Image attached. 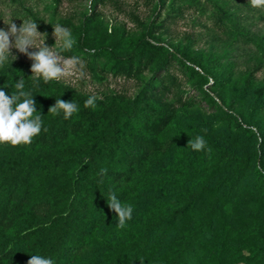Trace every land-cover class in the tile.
<instances>
[{"label":"trees","instance_id":"trees-1","mask_svg":"<svg viewBox=\"0 0 264 264\" xmlns=\"http://www.w3.org/2000/svg\"><path fill=\"white\" fill-rule=\"evenodd\" d=\"M90 16L78 25L75 43L62 51L64 55L77 51L93 60L105 58L110 62L108 70L128 79L137 78L148 66H154L157 74L143 83L134 98L115 94L96 99L95 107H85L89 96L67 84L34 79L28 62L6 60L0 65V90L11 96L19 91L16 82L23 79V91L35 100L34 115L42 116L41 132L30 144H0V264H27L37 254L51 258L53 264H264L260 224H226L227 211L239 204L244 191L250 192L252 201H264V135L256 118L264 107V83L253 88L252 112L245 120L233 113L237 98L218 104L202 87L204 81L200 84L201 92L223 111L226 125L221 130L230 134L235 129L260 148L236 154L215 146L218 154L209 168L229 165V178L216 185L201 180L186 184L200 169L181 167L172 154L186 156L189 139L199 135L175 130L177 111L167 98L179 83L170 68L176 62L190 78L206 82L212 69L223 68L219 57L210 55L197 64L177 51L163 54L159 45L163 39L153 35L151 26L118 49L121 35L89 36ZM258 47L264 54L263 39ZM253 72L243 77L242 94L251 87ZM224 76L229 78L228 73ZM219 83L214 78L210 84ZM58 98L75 102L78 111L68 119L62 110L49 112ZM137 188L169 200L166 188L174 192L178 204L144 223L131 218L119 227L107 205L109 194L131 205V193ZM202 202H206L202 218L191 225L188 219ZM182 222L187 226L168 239L172 228ZM113 237L119 242L114 243Z\"/></svg>","mask_w":264,"mask_h":264},{"label":"rangeland","instance_id":"rangeland-1","mask_svg":"<svg viewBox=\"0 0 264 264\" xmlns=\"http://www.w3.org/2000/svg\"><path fill=\"white\" fill-rule=\"evenodd\" d=\"M101 1L100 4L94 5L92 0H0V29L7 31L6 24L9 21L16 24L17 28L25 19L36 22L37 31L46 35L45 39L43 36L37 37L34 40L35 45H39L44 39V45L52 47L62 57H78L80 61L66 76L54 82L67 84L77 92L89 97L96 96L97 99L115 94L134 98L145 81L155 78L157 70L154 66H148L137 78L128 79L114 75L108 70L110 62L105 58L93 60L85 58L77 51L72 54L73 56H66L62 52L66 49H63L59 42H55L52 34L55 25L59 24L69 29L75 40L76 28L84 21L86 15L91 14L87 19L89 36L95 38L106 35V38L114 39L121 35L122 40L117 45L118 49L125 47L151 26L153 35L163 39L159 42L163 47L161 52L163 54L177 51L197 64L208 61L210 55L219 57L223 68L212 69L206 82L205 79L196 81L190 78L175 62L170 71L177 78L179 86L172 89L167 99L174 103L177 111L173 121L175 130L197 133L204 137L207 145L205 150L199 152L190 149L186 156L172 154L181 167L193 166L197 170L200 169L196 176L186 180V184L194 185L199 180L209 185L224 182L229 178L231 170L229 165L220 164L214 171L209 168L212 159L218 154L215 146L227 147L236 154L255 151L260 147L258 142L254 143V139L238 133L235 129L230 134L224 133L221 130V125H226L223 121V111L212 103L210 98L217 99L221 105L231 96L237 98L233 113L239 114L243 120L249 119L252 112L253 88L264 83V54L258 47L259 41L264 40V6L252 7L249 0ZM219 8L225 11L226 16H221ZM10 40L14 43V37H10ZM36 50L38 49H28L29 52ZM10 54L7 60L28 62L30 66L33 63L27 55L15 48L10 49ZM250 71H254L252 85L242 94L243 77ZM225 73L229 74L228 79L224 76ZM214 78L220 81L219 85L210 84ZM202 82V87L209 93L210 98L201 92L199 86ZM261 100L264 101V96ZM256 118L260 120L259 128L264 135V107L256 112ZM172 132L173 130L168 131L167 135H172ZM251 168L252 164L249 169ZM164 191L170 197L169 200L159 197L153 191L139 188L132 191L130 197L133 206L132 219L137 223H144L149 217L165 213L175 207L178 203L174 192L166 188ZM215 197L216 195L212 196L209 201ZM239 199V204L232 205L227 211L226 224H237L240 221L248 224L258 223L264 231V201H252L248 190L244 191ZM205 208L206 202L197 205L195 214L188 219L191 225L202 218ZM183 226H187V223L175 225L169 232L168 239ZM111 240L114 243L119 242V238L117 240L116 237ZM167 241L165 240L166 243ZM237 241L234 239V243ZM206 245L209 247L208 255L212 256L211 243L208 242Z\"/></svg>","mask_w":264,"mask_h":264},{"label":"clouds","instance_id":"clouds-1","mask_svg":"<svg viewBox=\"0 0 264 264\" xmlns=\"http://www.w3.org/2000/svg\"><path fill=\"white\" fill-rule=\"evenodd\" d=\"M249 2L252 7L264 6V0H249ZM6 25H8L7 31L0 29V65L7 60L8 55H11L10 49L15 48L20 53L27 55L33 62L30 70L34 74V79L42 78L48 82L61 79L80 63L78 57L64 58L52 47L45 46L46 34L37 31L36 22L25 19L19 28L10 21ZM52 34L55 37V42H59L63 49L70 50L73 47L75 40L69 29L57 24L53 27ZM39 36H43L44 39L39 45H35L34 40ZM10 37H14V43ZM29 48L38 50L29 52ZM15 88L19 91L11 96L0 90V144L10 143L13 146L30 144L33 137L41 132L42 127V116L34 115L37 109L33 96L23 91V79L16 82ZM96 99V96H90L84 106L95 107ZM59 110H62L64 118L68 119L78 111V107L73 101L69 102L58 98L48 111L58 114ZM187 146L196 152L205 150L207 147L203 136L189 139ZM207 150L211 151V149ZM107 205L110 210L115 212L119 227H124L126 222L132 218L133 206L123 204L114 193L109 194ZM27 264H53V260L37 254L31 255Z\"/></svg>","mask_w":264,"mask_h":264}]
</instances>
